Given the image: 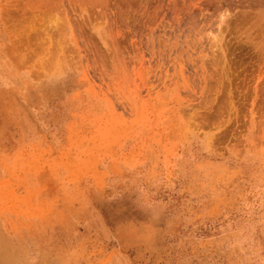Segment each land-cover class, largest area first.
Segmentation results:
<instances>
[{
    "label": "rangeland",
    "instance_id": "374dc122",
    "mask_svg": "<svg viewBox=\"0 0 264 264\" xmlns=\"http://www.w3.org/2000/svg\"><path fill=\"white\" fill-rule=\"evenodd\" d=\"M229 1L0 0V264H264V0Z\"/></svg>",
    "mask_w": 264,
    "mask_h": 264
},
{
    "label": "bare ground",
    "instance_id": "6f19581e",
    "mask_svg": "<svg viewBox=\"0 0 264 264\" xmlns=\"http://www.w3.org/2000/svg\"><path fill=\"white\" fill-rule=\"evenodd\" d=\"M235 1H236V0H235ZM235 1H234V2H235ZM247 1H248V0H247ZM255 1H256V0H255ZM229 2L231 3V0H230ZM238 2H239V0H238L236 3H238ZM241 2H243V1H241ZM256 2H257V1H256ZM243 3H244V2H243ZM232 4H233V3H232ZM234 4H235V3H234ZM234 4H233V5H234ZM247 5H248V4H247ZM249 5H252V4L250 3ZM254 5H255V4H254ZM238 6H239V3H238ZM241 6H242V5H241ZM232 7H233V6H232ZM255 7H256V6H255ZM234 9H235V8H234ZM237 9H238V8H237ZM237 9H236V10H237ZM242 9H243V7H242ZM245 9H246V8H245ZM240 10H241V9H240ZM232 11H234V10H232ZM262 12H263V11H262ZM260 14H261V13H260ZM262 15H263V14H262Z\"/></svg>",
    "mask_w": 264,
    "mask_h": 264
}]
</instances>
